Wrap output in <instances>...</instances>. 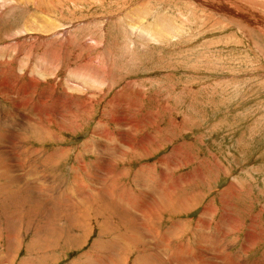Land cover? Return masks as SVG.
Masks as SVG:
<instances>
[{"label": "rangeland", "instance_id": "rangeland-1", "mask_svg": "<svg viewBox=\"0 0 264 264\" xmlns=\"http://www.w3.org/2000/svg\"><path fill=\"white\" fill-rule=\"evenodd\" d=\"M14 2L0 0V264H187L169 259L184 245L219 248L210 264H264V0ZM230 4L242 20L219 10ZM65 91L80 128L69 116L46 130L35 110L64 114ZM113 168L123 198L109 187L90 203L77 183L102 188L91 177ZM174 180L186 182L161 198Z\"/></svg>", "mask_w": 264, "mask_h": 264}, {"label": "bare ground", "instance_id": "bare-ground-1", "mask_svg": "<svg viewBox=\"0 0 264 264\" xmlns=\"http://www.w3.org/2000/svg\"><path fill=\"white\" fill-rule=\"evenodd\" d=\"M11 1V3H10V5H12V4H16L17 2H14V0H8V2H10ZM68 1H72V2H74V0H68ZM101 2V1H100ZM241 3V2H240ZM238 5V4H237ZM239 7H236V8H234V9H229V8H232V6H231V4L230 5H228L227 7L225 6V9L223 8V9H219L221 12H224V13H226V15H230L231 16V18L233 17V18H238L239 20H242V13L239 11V8H241V7H243L242 6V4H240V5H238ZM227 8V9H226ZM246 8V10H247V6L245 7ZM242 9V8H241ZM250 9H248L247 11H249ZM230 19V18H229ZM246 19V18H245ZM261 19H263V18H261ZM50 20H52L51 18H47V20L45 21V20H43L44 22H42L41 23V25H42V28L43 27H45V26H51V23H52V21H54V20H52V21H50ZM235 20V19H234ZM238 21V20H237ZM264 21V20H263ZM262 20H256V22H257V24H260V23H262L263 22ZM261 29H262V31H263V33H264V25L263 24H261L260 26H259ZM63 32H65V31H63ZM85 59L87 60V62H95L94 61V59H93V57H92V55H86L85 56ZM96 63H97V65H98V67H100V61L98 60V61H96ZM101 68V67H100ZM95 75V74H94ZM97 75V74H96ZM98 76V75H97ZM97 76H95V77H97ZM32 81H33V79H32ZM34 82V81H33ZM5 82H3V85H4V87H5V89L6 90H8V92H10V90L9 89H11V87L10 88H6V86H5ZM9 84V83H8ZM30 84H32V83H30ZM32 87H34V86H32ZM31 87V88H32ZM77 88H79V87H77L76 86V88H75V90L77 89ZM33 89V88H32ZM53 90H54V88H52ZM55 91V90H54ZM6 92V91H5ZM27 92H28V90H27ZM64 92V91H63ZM12 94V93H11ZM43 96L40 98V102H41V104L42 105H44L45 103H46V101L45 100H49V97L48 96H45V93L43 92ZM51 94V93H50ZM6 95V94H5ZM10 95V94H9ZM25 95H26V93H25ZM64 95H65V98L63 99V101L61 102H59L58 101V103H55V104H57L58 106H61V107H65L67 110L64 112V114H58V115H56L55 113H53L52 114V116L51 115H45V116H41V114H44V111L41 109V108H36V110H35V117L36 118H38V124H40V126L42 127V126H45L46 128V130L47 129H49V126L52 124V120L53 121H55V122H57V123H59V126H60V128L61 129H63V130H65L66 128L64 127V125L62 124V123H60L57 119L58 118H60L61 117V119L63 120V122L64 123H67V121H68V119H69V116H71V117H73V120H74V122H73V126H75V127H77V129H79L80 128V125H79V123H78V121L81 119V117L86 113L85 111H82L81 109H79V108H77V107H71V105H72V102H74L75 100H78L77 98L78 97H75V96H73V95H71V97H69V98H67V96H68V93L65 91V93H64ZM1 96H3V95H1ZM87 96V95H86ZM6 97V96H5ZM84 98H85V96H83ZM33 100V98L32 97H30L29 99L27 98L24 102L25 103H28L29 101H32ZM35 99V98H34ZM10 100V99H9ZM15 100V99H14ZM23 101V100H22ZM85 101V100H84ZM16 103H17V101H15ZM57 102V101H56ZM66 103V104H65ZM21 104V103H20ZM87 104V103H86ZM15 105V104H14ZM83 106V105H82ZM32 108V107H31ZM35 109V108H34ZM34 111V110H33ZM87 112H89V110L87 111ZM111 112H113V111H111ZM29 113V112H28ZM39 113H41L40 115H38ZM115 113V112H114ZM22 114V113H21ZM110 114V113H109ZM26 115V114H25ZM28 115V114H27ZM27 115H26V117H25V119H28V117H27ZM19 116V115H18ZM14 117H16V116H14ZM13 117V118H14ZM21 117H23V116H21ZM20 117V118H21ZM43 117H46L45 119H43ZM16 119V118H15ZM24 119V118H23ZM52 119V120H51ZM71 119V118H70ZM17 120V119H16ZM125 122H127V123H124V124H120L121 122H119V120H118V122H116V123H119V127L117 128V129H121L123 126H125V125H127V124H129L130 123V121L128 122L127 120H124ZM31 122V121H30ZM131 122H135V121H131ZM143 123L142 124H144L145 122L144 121H142ZM26 123V122H25ZM141 123V122H140ZM28 124V123H27ZM68 124V123H67ZM49 125V126H48ZM140 125V124H139ZM141 126V125H140ZM65 128V129H64ZM44 129V130H45ZM76 129V130H77ZM43 130V129H42ZM118 131V130H117ZM116 131V132H117ZM12 132V131H11ZM111 132V131H110ZM101 134H102V132H100ZM119 134H121L122 136H123V138H124V141H122L121 140V142H123L124 144L126 143V141H125V139H127L128 137L129 138H133L132 137V135L129 133V132H127V131H123V132H118ZM108 135V134H107ZM106 135V136H107ZM112 135H114V133L112 132ZM94 137H96V136H94ZM100 137V136H99ZM116 137H118V136H116ZM148 138H147V141L149 140V139H151V138H149V136H147ZM114 138V137H113ZM119 138V137H118ZM120 139H122L121 138V136H120ZM134 139V138H133ZM130 140V139H129ZM114 142V141H113ZM134 142V141H133ZM130 143V142H129ZM132 143V142H131ZM135 143H136V141H135ZM137 143H138V145H137V147H140V148H144L147 144L145 143V141H144V139H141L140 141H137ZM109 144V143H108ZM116 147V146H115ZM125 147V146H124ZM123 147V148H124ZM128 147V146H127ZM127 147H125V148H127ZM131 147H133V146H131ZM118 147H116V148H114V149H117ZM105 150V149H104ZM103 150V151H104ZM107 150V149H106ZM123 150V149H122ZM125 150V149H124ZM128 150V149H127ZM129 150H130V148H129ZM143 150V149H142ZM141 150V151H142ZM132 151V150H131ZM134 151H138V150H134ZM107 152V151H106ZM106 152H104V153H106ZM143 152V151H142ZM102 153V152H101ZM137 152H135L134 153V155L136 154ZM118 154V153H117ZM125 156H127V154H125ZM131 156V155H130ZM18 157V156H17ZM79 165V164H78ZM80 166V165H79ZM96 167V166H95ZM82 169H84V171H86V168L83 166V168ZM154 169V168H153ZM102 169H100L99 171H101ZM146 170V169H145ZM141 172H140V174L142 173V170H140ZM152 171V170H151ZM101 172H104V173H108L107 175H109V176H103V178H102V180L101 181H98V180H96V177H97V174H95V176L94 177H91L92 178V181L91 182H93V183H96L97 185L99 184L98 182H100L101 184H100V186L102 187V188H99V189H94V188H92L93 190H94V192H96V194H94V195H92V196H90V191H91V189H90V187L85 183V182H81V183H77V185H78V188L82 191V192H84L87 196L89 195V198H90V203H96L97 202V199L98 198H100L101 196H103V197H105V196H109L110 195V189H109V187H110V185H107L106 183V181H108V180H106L107 178H109V180L110 179H114L113 181L115 182V181H117V179L119 178V175H118V173H117V171L113 168V169H110L108 172H106V170H102ZM145 172V171H144ZM98 173V172H97ZM155 173V172H154ZM196 173V172H195ZM100 174V173H99ZM136 174H138V172L136 173ZM165 174V173H164ZM89 175V174H88ZM102 175V174H101ZM148 174H146L145 176H147ZM155 175V174H154ZM160 175V174H159ZM137 176V175H136ZM142 176V175H141ZM144 176V175H143ZM151 176V175H150ZM150 176H147L145 179H144V182H146L147 181V179L150 177ZM191 176V175H190ZM88 177V176H87ZM90 177V176H89ZM101 177V176H100ZM152 177V176H151ZM169 177V176H168ZM154 178H155V176H154ZM185 178V177H184ZM186 178H188V177H186ZM185 178V179H186ZM98 179V178H97ZM139 179V178H138ZM79 181V180H78ZM156 181V180H155ZM183 182H186V180L185 181H183ZM182 182V180H174V183L171 185V187L170 188H167V189H164L163 190V194L161 195V198H163V196H164V199L165 200H169V198H170V196H171V193H173V192H175V188L176 189H178L179 188V186L183 183ZM147 183V182H146ZM204 183V182H203ZM117 184V183H116ZM112 185H113V183H112ZM115 186V185H114ZM139 188L141 187V186H138ZM147 187V186H146ZM77 188V189H78ZM111 188V187H110ZM113 189H115V191H116V193H117V197H120L121 196V198H123V194H125V192H123V191H120V189L119 190H116L117 189V187H112ZM111 188V189H112ZM126 188V187H125ZM237 188V187H236ZM236 188H235V186H232V188L230 189V190H228V191H230V192H232L233 190H236ZM78 189V191H80ZM113 189H112V191H113ZM162 189V188H161ZM93 190L91 191L92 193H93ZM126 190H128V189H126ZM139 190V192H141V194H142V190L141 189H138ZM157 192V191H156ZM226 192V191H225ZM225 192H224V194H225ZM73 193V192H72ZM79 193H81V192H79ZM84 193H82V194H84ZM164 193H165V195H164ZM234 194H235V192H233ZM129 194V193H128ZM127 194V195H128ZM133 194V192L131 193V195ZM135 194V193H134ZM137 194V199H139L140 200V202H141V199L143 198L141 195H139V193H136ZM161 194V193H160ZM130 195V194H129ZM226 195H227V193H226ZM225 195V196H226ZM73 196V195H72ZM151 196V195H150ZM82 197V196H81ZM130 197H132V196H130ZM129 197V199H128V201H129V203H130V201H132L133 199L132 198H130ZM156 197V196H155ZM194 196H192V198H193ZM88 198V197H87ZM111 198V197H110ZM109 197L107 198L108 200L110 199ZM134 198V197H133ZM136 199V198H135ZM159 199V198H158ZM164 199H162V201L164 200ZM73 200V199H72ZM86 200V199H85ZM100 200H102V199H100ZM107 200V201H108ZM122 200V199H121ZM138 200V201H139ZM164 200V201H165ZM188 200H191L192 201V199L190 198V199H188ZM105 201V200H104ZM107 201H105L106 202V204H107ZM110 201V200H109ZM109 201H108V205L110 204L109 203ZM145 201V200H144ZM156 201V200H155ZM185 201H187V200H184V199H182V200H180V201H178L180 204H184L185 203ZM74 202V201H73ZM103 202V201H102ZM101 202V203H102ZM143 202V201H142ZM160 202H161V200H160ZM223 202V201H222ZM97 203H99V202H97ZM114 203H115V205H119L118 203H116L115 201H114ZM127 203V202H126ZM129 203H128V205H129ZM133 203V202H132ZM136 203V202H135ZM156 203V202H155ZM158 204V203H157ZM160 204V203H159ZM186 204V203H185ZM133 205H134V203H133ZM139 205V204H138ZM167 205V204H166ZM169 205V204H168ZM136 206H137V204H136ZM164 205L162 204V206L159 208L160 209V215H161V213L163 214L164 212H163V209L166 211L167 209H166V207L164 208L163 207ZM90 207V206H89ZM109 207H111L110 205L108 206V208ZM156 207V206H155ZM119 208H121V207H119ZM136 208H138V207H136ZM136 208H134V210L136 209ZM141 208V207H140ZM111 209V208H110ZM112 209H114L113 207H112ZM142 209H144V208H142ZM213 207L211 206H209V208H207L206 209V213L207 212H211V211H213ZM217 209V208H216ZM71 210V209H70ZM123 210V209H122ZM134 210H132V212H133V214H135V211ZM145 210V209H144ZM143 210V211H144ZM182 211H187V209H184V210H182ZM108 212V211H107ZM145 212H146V210H145ZM37 213V212H36ZM111 213V212H110ZM140 213V212H139ZM137 213L138 215H137V217H135V218H141V219H143V217H144V215H150V214H148V213H152V210H150V211H148L147 212V214L146 213ZM209 214V213H208ZM155 216H156V214H154ZM153 215V216H154ZM159 215V216H160ZM132 216V215H131ZM143 216V217H142ZM154 216V217H155ZM226 216H227V214H226ZM228 216H230L229 214H228ZM124 217V216H123ZM153 217V218H154ZM121 218H122V216H121ZM127 218V217H126ZM146 218H148V217H146ZM157 218V220L159 221L160 220V218L157 216L156 217ZM156 218H155V220L154 221H156ZM229 218V217H228ZM123 219V218H122ZM125 219V218H124ZM149 219H150V217H149ZM121 220V219H120ZM162 220V219H161ZM126 221H127V219H126ZM227 221V220H226ZM232 221V220H231ZM148 222V221H147ZM161 222V221H160ZM199 222H200V224L198 225V227H202L203 228V230H201V234H202V236L206 239H209V237L211 236L210 234L209 235H205V231H204V225H205V223L203 222V220H199ZM230 223V222H229ZM232 223V222H231ZM151 224H152V222H151ZM232 225V224H231ZM154 226H155V224H154ZM206 226L208 227L209 226V224H206ZM133 227V226H132ZM131 227V228H132ZM207 227H206V229H207ZM135 228L136 227H134L133 229L135 230ZM140 231L144 234V237H143V239H147L148 237H150L149 235H153L154 234V232L153 231H151V227H147V229H149L150 228V230H147L145 227H143V226H140ZM154 228V227H153ZM131 230V229H130ZM153 230H155V229H153ZM222 230V229H221ZM156 231V230H155ZM140 232V233H141ZM134 233H136V231L134 232ZM142 233L140 234V235H142ZM171 234H173L174 232H170ZM197 233H198V231L196 232V234L195 235H197ZM250 233V232H249ZM123 234V233H122ZM138 234H136V238L135 239H137V240H139L140 239V241H139V244H141V242H145V240H143L142 239V237H138L137 236ZM195 235H192V237H194ZM217 235V234H216ZM122 236V235H121ZM162 236V235H161ZM200 236V235H199ZM252 236V235H251ZM258 236V235H257ZM256 236V237H257ZM132 237H134V235H132ZM212 237V236H211ZM215 237V236H214ZM162 238V237H161ZM160 238V239H161ZM164 239H165V236L162 238V240H160L159 242H158V244H160L161 245V243L162 242H164ZM215 239V238H214ZM217 239V238H216ZM149 240V239H148ZM203 240V239H202ZM211 240V239H210ZM127 241V240H126ZM125 241V242H126ZM170 241V240H169ZM207 241V240H206ZM215 242H216V240H215ZM142 243V244H143ZM208 243V242H207ZM148 244H150V246H154L155 244H151L150 242L148 243V242H145L144 243V245L143 246H145V252L147 253L148 251H150L149 252V255L148 256H150V257H148V258H152V257H155L154 256V254H153V252H152V250H154L155 251V249L157 250V248L156 247H154L155 249H152V247H151V249L150 248H148ZM162 244H164V243H162ZM187 245V244H186ZM205 246H206V244H205ZM158 247H162V246H158ZM184 247H185V245H184ZM184 247H182L183 249H180V246H179V249H177L175 252L174 251H172V252H174V253H171L170 254V257H169V259H171V258H173V257H176V259H181V258H183V257H185V256H187V257H189V258H192L193 256V259L191 260V262H188L187 264H210V263H208V262H210L211 260H219L220 258H222V260L223 259H225V258H223V257H220L217 253L219 252V248H216V251H211L212 253H205L204 254V252H201L200 253V251L201 250H196L195 252H189V251H191V250H189V249H187V252L186 251H184ZM190 248V247H189ZM139 249V248H138ZM176 249V248H175ZM174 249V250H175ZM189 250V251H188ZM213 250V249H212ZM167 251V250H166ZM194 251V250H193ZM207 251H208V249H207ZM142 253H144L143 251H142ZM145 253V254H146ZM151 253V254H150ZM155 253V252H154ZM226 253V252H225ZM228 254V253H227ZM231 256V255H230ZM156 258V257H155ZM158 258H156V260H157ZM162 259V258H161ZM164 259V258H163ZM168 259V260H169ZM146 260V259H145ZM186 260V259H185ZM239 261H240V259H238ZM238 261V262H239ZM185 263V262H184ZM242 263V262H241ZM137 264V263H136Z\"/></svg>", "mask_w": 264, "mask_h": 264}]
</instances>
